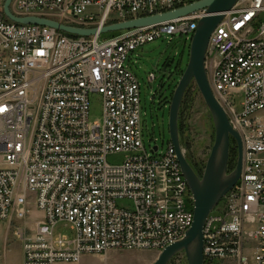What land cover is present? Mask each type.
<instances>
[{
  "label": "built area",
  "instance_id": "built-area-1",
  "mask_svg": "<svg viewBox=\"0 0 264 264\" xmlns=\"http://www.w3.org/2000/svg\"><path fill=\"white\" fill-rule=\"evenodd\" d=\"M196 1L14 0L18 16L98 29L76 36L16 23L0 0V221L22 242L23 264L79 262L109 250L162 252L192 226L194 196L175 146L145 145L141 85L126 62L157 38L192 41L206 10L110 38L100 31ZM206 67L244 157L240 179L205 224L203 264H264V0H238L224 12ZM92 93L102 98L99 121L90 119ZM119 152L130 155L110 163ZM61 224L71 236L58 231Z\"/></svg>",
  "mask_w": 264,
  "mask_h": 264
},
{
  "label": "water",
  "instance_id": "water-1",
  "mask_svg": "<svg viewBox=\"0 0 264 264\" xmlns=\"http://www.w3.org/2000/svg\"><path fill=\"white\" fill-rule=\"evenodd\" d=\"M238 0H199L194 3L159 14L128 19L104 26L101 33L119 32L132 28L156 25L166 21L188 16L199 10L206 15L199 22L192 38L189 61L178 82L170 103L169 131L171 140L181 164L182 172L194 196V221L183 239L168 245L154 264H169L179 253L184 252L188 264H203L204 228L213 209L222 198L236 185L243 167V143L241 136L230 123L227 112L216 98L210 85L206 58L209 41L218 24L224 19V12L230 11ZM14 0H5L3 9L6 16L20 24L49 26L76 36H92L97 28H82L64 24L54 18L13 13ZM173 63L166 61L163 72H167ZM192 82H195L210 113L215 127V142L208 157L205 170L200 177L188 158L182 152V139L179 130L181 105ZM231 139H235L239 148V158L235 168L229 170ZM157 150V146L155 147Z\"/></svg>",
  "mask_w": 264,
  "mask_h": 264
},
{
  "label": "rangeland",
  "instance_id": "rangeland-1",
  "mask_svg": "<svg viewBox=\"0 0 264 264\" xmlns=\"http://www.w3.org/2000/svg\"><path fill=\"white\" fill-rule=\"evenodd\" d=\"M2 1L4 4L5 0ZM115 34L117 33H104L102 37L110 38ZM171 38H157L146 43L132 52L126 62L141 85L144 143L148 149L157 144L160 152L167 150L171 140L169 131L170 103L175 88L187 67L192 42L180 34ZM168 60H172L173 63L167 72H163V67ZM151 73L156 75L152 82L149 81ZM185 97L184 107L181 105L183 108L182 118L179 119L182 125L180 134L182 143L190 163L204 172L215 142L214 123L195 82L191 83ZM236 101L239 107L241 95H236ZM102 116L101 95L92 93L90 95V119L99 121ZM129 155L124 152L111 153L108 156V161L118 165L123 163ZM186 201L188 204L192 202L189 197L186 198ZM119 204L132 207V202L126 199L119 200ZM31 209L30 217L37 218V213L32 206ZM58 231L64 235H72V230L68 225H59ZM105 254H86L79 262L58 264H153L160 252L154 249H124L109 250ZM0 256L1 264H22L23 262L22 242L16 238L13 229L9 228L8 221H0ZM169 264H188L185 253L177 254Z\"/></svg>",
  "mask_w": 264,
  "mask_h": 264
},
{
  "label": "flooded vegetation",
  "instance_id": "flooded-vegetation-1",
  "mask_svg": "<svg viewBox=\"0 0 264 264\" xmlns=\"http://www.w3.org/2000/svg\"><path fill=\"white\" fill-rule=\"evenodd\" d=\"M169 69V68H168ZM239 158V148H238V144L236 142L235 139H231V145H230V160H229V170L233 169L238 161ZM194 170L196 171V173L202 177L203 175V171H200L199 169H197L196 167H194Z\"/></svg>",
  "mask_w": 264,
  "mask_h": 264
},
{
  "label": "trees",
  "instance_id": "trees-1",
  "mask_svg": "<svg viewBox=\"0 0 264 264\" xmlns=\"http://www.w3.org/2000/svg\"><path fill=\"white\" fill-rule=\"evenodd\" d=\"M185 99L186 97L184 96L183 102H182V106L184 107L185 104ZM182 114H183V108L181 107L180 109V114H179V119L182 118ZM179 130H180V134L182 133V125L180 124V120H179Z\"/></svg>",
  "mask_w": 264,
  "mask_h": 264
},
{
  "label": "crops",
  "instance_id": "crops-1",
  "mask_svg": "<svg viewBox=\"0 0 264 264\" xmlns=\"http://www.w3.org/2000/svg\"><path fill=\"white\" fill-rule=\"evenodd\" d=\"M5 251H6V247H5V249H4ZM6 253V252H5ZM22 254H23V250H22ZM106 255V254H105ZM109 255V254H108ZM0 259H1V256H0ZM157 259V258H156ZM155 262V261H154ZM154 262H153V264H154ZM1 264V263H0ZM22 264H23V262H22ZM147 264H150V263H147Z\"/></svg>",
  "mask_w": 264,
  "mask_h": 264
}]
</instances>
